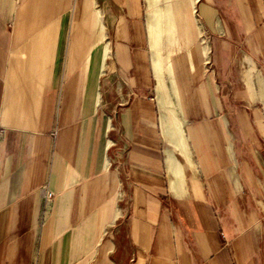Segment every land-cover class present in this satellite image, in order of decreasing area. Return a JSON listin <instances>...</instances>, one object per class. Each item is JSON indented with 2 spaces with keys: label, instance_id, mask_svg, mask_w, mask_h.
I'll return each instance as SVG.
<instances>
[{
  "label": "crops",
  "instance_id": "obj_1",
  "mask_svg": "<svg viewBox=\"0 0 264 264\" xmlns=\"http://www.w3.org/2000/svg\"><path fill=\"white\" fill-rule=\"evenodd\" d=\"M0 264H264V0H0Z\"/></svg>",
  "mask_w": 264,
  "mask_h": 264
},
{
  "label": "built area",
  "instance_id": "obj_2",
  "mask_svg": "<svg viewBox=\"0 0 264 264\" xmlns=\"http://www.w3.org/2000/svg\"><path fill=\"white\" fill-rule=\"evenodd\" d=\"M53 199V194L51 192H45V197H44V207H43V215L48 211L49 205Z\"/></svg>",
  "mask_w": 264,
  "mask_h": 264
}]
</instances>
